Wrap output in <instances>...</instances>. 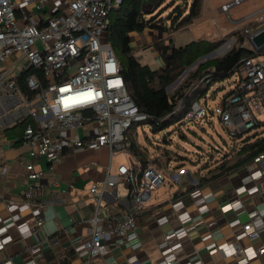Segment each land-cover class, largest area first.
<instances>
[{"label": "built area", "instance_id": "2783aa9c", "mask_svg": "<svg viewBox=\"0 0 264 264\" xmlns=\"http://www.w3.org/2000/svg\"><path fill=\"white\" fill-rule=\"evenodd\" d=\"M33 1L0 0V61L11 59V64L0 71V125L6 128L24 122L21 142L30 147V154L52 162L58 160L65 147L81 150L107 146L110 154L129 150L131 140L126 135L127 130L134 122L147 121L151 116L140 111L127 92L119 61L106 38L110 15L120 8L122 0H55L51 14L43 23L31 21L27 15L26 7ZM45 1L37 0L34 6L41 9ZM246 1L227 0L219 6L231 22L241 20L245 23L240 28L244 36L264 25V4L237 20L231 17L230 10ZM21 58L25 59L22 73L29 68L36 70L24 77L28 89L34 92L31 98L22 91L18 75H13L11 69L18 67ZM234 72L238 78L211 109L196 98L191 101L185 116L188 120H195L214 114L226 132L236 139L248 130L264 126V54L243 58L241 66ZM41 74L47 79L45 82L40 78ZM182 105L183 99L180 98L173 113L179 112ZM91 123H95L97 129H93L88 138L69 136L70 131ZM262 164L264 150L248 164V173L235 188L236 197L220 206L224 212L246 213L247 221L240 225L236 237L257 238L260 234L261 228L253 224L260 217L258 211L246 208L239 196L249 192L250 182L262 178ZM25 169L29 178L37 179L41 175L31 162L25 165ZM185 172L180 167L170 172L168 178L180 183ZM166 179L165 173L148 161L145 165L140 162L120 163L114 172L108 168L103 178L93 180L88 186L94 203L93 215L88 220V235L75 246L81 264H90L107 253L103 233L127 242L136 240L139 233L135 214L143 207L149 193ZM119 183L127 185L125 194L114 193L123 209L122 218L100 215L102 198ZM39 191V185L33 183L27 186L24 196L29 202ZM191 194L196 204L204 203L206 196L198 190ZM7 206L12 209L14 203L8 201ZM32 213L37 215L39 210L34 208ZM41 224L42 220L38 218L35 227ZM230 224H240L239 218ZM194 228L195 225L190 224L185 230L189 232ZM155 239L164 254L148 264H179V257L170 251L178 238L161 234ZM231 245L241 261L264 254V245H241L236 240H232ZM214 246L210 243L205 248ZM195 253L198 250L194 247L187 251L188 255ZM140 262L141 259L134 256L126 264Z\"/></svg>", "mask_w": 264, "mask_h": 264}, {"label": "crops", "instance_id": "0c3cea01", "mask_svg": "<svg viewBox=\"0 0 264 264\" xmlns=\"http://www.w3.org/2000/svg\"><path fill=\"white\" fill-rule=\"evenodd\" d=\"M54 1L46 0L41 9L34 6L37 0L29 3L26 12L30 20L43 23L51 14ZM219 6L214 8L210 0H203L201 12L193 22L197 18L201 20L200 23L205 22L202 17L209 8L211 11L222 13L218 9ZM17 14L20 15V12L17 11ZM213 20L215 17L208 18L212 28L206 27V30L219 32L220 28L215 26ZM238 23L242 24L238 25ZM228 24L242 27L245 23L237 20ZM221 29L226 28L222 26ZM151 31L145 28L140 32L149 35L148 42L154 34ZM181 31L183 30L178 29L169 34L168 39L173 41L172 45L177 46L173 40L175 35L185 40L183 44L197 40L195 38L187 40L189 36L179 34ZM139 42L134 31L130 32L132 50L133 47L140 46L137 44ZM260 52L255 51L256 55ZM155 54L156 52L153 53L152 62L147 58L138 60L151 68H156L162 65L163 61L158 54L157 56ZM22 59L18 61L20 63L18 67L11 68L13 75L16 77L18 75L21 88V67L24 64ZM10 60L0 61V71L11 64ZM234 73L233 71L230 76ZM40 78L45 79L42 74ZM22 91L28 97H33L28 87L22 88ZM202 98L206 103V93ZM24 125V122L6 128L0 125V264H32L31 261H34V264H81L82 259L76 255L75 246L88 235V220L93 215L94 207L88 186L93 180L103 178L108 168L114 172L118 164L123 163L119 162L113 166L114 156L118 153L128 157L126 164L140 160L151 161L165 173L167 179L149 193L143 207L135 214L138 238L127 242L103 233L102 241L107 245V253L92 260L90 264H126L127 260L134 256L141 259L140 264L153 263L164 254L155 239L161 234L178 238V242L170 251L179 257V264H264V254L248 261L239 260L240 257L234 254L231 245L232 240H236L241 245L251 244L254 247L264 245V174L261 179L248 184L249 192L239 196L246 208H255L260 215L253 221L254 225L261 228L257 238L242 235L236 237L240 225L247 221L245 212L236 214L231 210L224 212L220 209L224 202L236 197L235 188L248 173V164L256 155L251 156V150L243 147L242 150L234 148L233 153L225 152L223 157L207 170L190 173L186 168L183 181L175 183L170 181L168 175L182 165L176 161L169 167V162L179 160V157H165L164 151H160V148L156 147L158 152L154 156L143 158L145 153L143 146H140L143 149L141 148L142 152L139 156L133 154L130 149L110 154L107 146L81 150L65 147L58 160L52 162L43 156L30 154V147L21 142ZM95 128L97 129L96 124L91 123L70 131L69 136L86 139L92 135ZM262 137L264 131L255 134L252 141L249 140L245 145ZM28 162L41 172L37 179L27 176L25 165ZM33 183L39 185L40 191L28 202L24 191ZM193 190H198L201 195L206 196L203 204L198 205L194 202L191 194ZM116 191L125 194L127 185L119 183L105 194L99 207L100 215L122 218L123 209L114 197ZM8 201L14 203L12 209L8 208ZM34 208L39 210V214L32 213ZM236 217L239 218L240 224L233 226L230 222ZM38 218H41L42 224L37 228L35 222ZM190 224H194L195 228L186 232L185 228ZM210 243H214L215 246L206 249L205 246ZM193 247L198 253L188 255L187 251Z\"/></svg>", "mask_w": 264, "mask_h": 264}, {"label": "trees", "instance_id": "16d2710c", "mask_svg": "<svg viewBox=\"0 0 264 264\" xmlns=\"http://www.w3.org/2000/svg\"><path fill=\"white\" fill-rule=\"evenodd\" d=\"M202 4L203 0H122L120 8L110 15L107 40L119 61L127 92L138 109L151 116L146 122L152 125L154 132L169 126L176 118L178 112L173 113V110L178 99H183L184 108L179 112L184 113L191 101L201 98L210 85L230 76L234 69L239 68L243 58L256 55L255 51L244 45V35L239 30L235 31L237 45H233L221 56L206 57L199 61L178 88L172 93L168 92L166 87L188 66L215 50L223 41L197 39L176 46L172 45L171 39L166 41L158 34L187 27L200 14ZM167 9H170L169 13L164 14ZM145 28L158 32L152 47L163 63L156 68L141 63L130 47V32H141ZM259 54H264V49ZM35 71L29 68L22 73L20 83L23 89H27L24 77ZM42 80L45 82L47 79ZM201 83H205V90L200 89ZM244 147L251 150V156H254L264 150V137ZM141 148L131 141L130 150L133 154L139 156ZM140 162L146 164V161Z\"/></svg>", "mask_w": 264, "mask_h": 264}, {"label": "rangeland", "instance_id": "374dc122", "mask_svg": "<svg viewBox=\"0 0 264 264\" xmlns=\"http://www.w3.org/2000/svg\"><path fill=\"white\" fill-rule=\"evenodd\" d=\"M225 1L227 0H210V2L214 5V8H216L218 5H221ZM263 4L264 0H248L241 5L233 7L230 10V15L233 19H236ZM169 10L170 9H167L164 14L169 13ZM212 11L209 8V11H207V13L202 17L204 20H206L205 22L200 23L201 20L197 18V20H194V22L192 21L189 27L180 29L183 31H181L179 34H185L186 36L188 35L189 38L187 40L190 38H206L215 41L223 40L221 45L213 50L212 53L210 52L211 54H205L204 56L198 58L194 64L188 66L174 82L166 87L168 92L172 93V91L176 90L188 72L194 68V66L199 61L206 57L221 56L233 45H237V34H235V31H238V29L242 27L230 26L228 24L230 20H228L222 13ZM213 13L215 16L212 15ZM209 17H215V20L213 21L216 24L215 26L220 28H217L219 29V32H211V29L206 30V27L212 28L208 22ZM226 20L229 22H226ZM241 24L242 23H238V25ZM222 26L226 29H221ZM151 32H154V34L152 35L151 40L148 42L149 35L134 31L135 37L140 42L142 41V43H137L140 45L137 48L133 47V53L138 59L146 60L145 58H147L150 62L153 61V53L156 52V56L158 54V52L152 47V41L154 40L155 34L158 32L155 30H152ZM158 34H160L163 39L167 41L170 33L164 32L162 34ZM244 37V45L251 48L248 39L246 36ZM173 40L177 45L185 43V40H183L181 36L177 37L175 35ZM21 61H24V59ZM237 78L238 74L234 73L232 76L221 79L206 89V104L209 109H211V107L218 102L220 95L229 92L233 84V80ZM200 86V89L205 90V83H201ZM200 99L201 102L204 103V99L202 97ZM183 108L184 106L181 107V110H183ZM185 112L176 113V118L169 126L156 132L153 131L152 125L149 122H134L127 130L126 135L132 142L135 143L138 148H140V146L145 148L143 158L154 156L155 153L157 154L158 151L156 150V147L159 146V150L164 151L165 157H179V160H170L169 167L173 166L176 161H179V163L182 165V168H187L190 173H194L195 171L207 170L214 166L215 163L223 157V153L225 152L233 153L234 148L236 150H242L244 145L249 143V140L252 141L255 134H259L264 131V126L253 128L243 133L239 138L234 139L226 132L216 115L209 113L205 117L197 118L195 120H188L185 116ZM119 162L128 163V157H126L123 153L116 154L114 156L113 166Z\"/></svg>", "mask_w": 264, "mask_h": 264}, {"label": "water", "instance_id": "95a60500", "mask_svg": "<svg viewBox=\"0 0 264 264\" xmlns=\"http://www.w3.org/2000/svg\"><path fill=\"white\" fill-rule=\"evenodd\" d=\"M246 38L248 39V42L252 50L257 51V52H260L261 50H263L264 49V25L254 29L250 34L246 36Z\"/></svg>", "mask_w": 264, "mask_h": 264}]
</instances>
